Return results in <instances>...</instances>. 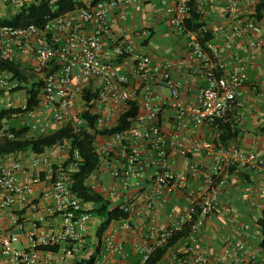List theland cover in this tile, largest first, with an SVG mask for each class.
<instances>
[{
	"label": "built area",
	"instance_id": "built-area-1",
	"mask_svg": "<svg viewBox=\"0 0 264 264\" xmlns=\"http://www.w3.org/2000/svg\"><path fill=\"white\" fill-rule=\"evenodd\" d=\"M59 1L0 0V19L14 17L32 4L46 3L56 9ZM78 1L85 6L48 16L42 28L0 25V108L21 110L12 117L18 120L24 115L28 119L21 122L30 126L26 136L37 138L65 125L75 132L85 126L89 133L96 134L94 146L101 162L87 185L128 213L126 220H113L101 237L107 255L119 256L118 264L130 263L131 254L121 236L132 231L133 223L144 213L148 214L146 230L141 241L133 243L140 257L137 264H146L158 248L175 238L163 264H242V253L248 250L245 243L226 239L220 257L212 256L202 239L228 180L250 170L264 173V153L216 144L218 120L243 108L250 93L264 99V91L251 84L249 77L255 59L251 55L237 57L229 66L217 44L200 43L199 36L209 31L207 26L197 32L185 28L192 17V0H174L170 26L185 33L188 49L200 60V72L206 81L196 102L187 103L183 83L173 77L170 62H153L133 45L114 38L111 12L138 0ZM201 1L199 4L196 0V7L204 14L207 0ZM259 6L263 15L260 21L256 19ZM118 17L124 19L121 13ZM222 23L230 25L229 32L224 33L226 49L232 50L236 41H243L250 54L264 46V0H224ZM106 41L112 44L114 58L134 60L128 73L102 58ZM3 64L18 65L24 73L36 76L34 83L42 82L38 105L32 110L27 111L25 89L13 93L26 83ZM136 77L168 95L159 99L132 86L131 79ZM86 94L91 96L90 108L84 99ZM76 100L81 105L77 112L73 110ZM131 103H136L139 111L130 127L111 133ZM84 111L96 116L94 127L81 118ZM167 111L172 113L169 128L162 120ZM38 116L43 119L38 121ZM205 125L218 136L204 138L200 131ZM4 136L14 138L10 132ZM29 152V157L26 153L0 157V255L5 264H68V259L81 254L80 246L86 241L93 218L90 211L94 204L83 202L73 192L72 174L83 162L80 149L72 151L70 141L63 140L42 154ZM175 154L186 160L184 169H175ZM198 154L211 158L209 169L202 170L194 159ZM105 174L111 178L109 184L103 181ZM251 203L261 215L264 204ZM159 208L166 211V227L152 215ZM27 211L35 212V217L27 220ZM54 219L58 225L50 228ZM235 234L243 238L244 227H236ZM23 241L24 247H14ZM47 246L64 248L60 253L40 250ZM93 264L103 262L96 258Z\"/></svg>",
	"mask_w": 264,
	"mask_h": 264
},
{
	"label": "crops",
	"instance_id": "crops-1",
	"mask_svg": "<svg viewBox=\"0 0 264 264\" xmlns=\"http://www.w3.org/2000/svg\"><path fill=\"white\" fill-rule=\"evenodd\" d=\"M174 0H138L137 3L128 8L114 10L110 14L112 31L116 40L123 41L135 47L136 51L143 56H148L153 62L168 61L172 65L171 73L176 80L183 83V98L187 103H195L201 88L206 86V81L202 76L200 60L194 57L187 46L185 33L175 30L170 26V8ZM200 4L202 1L197 0ZM224 0H207L204 2V20L209 31L214 35L215 41L225 56V61L232 66L237 57L255 59L254 69L249 70L251 84L258 86L264 91V46L255 49L251 54L243 41H236L232 50L225 48L224 33L229 32L230 25L222 23ZM123 14L124 19H119L118 15ZM264 25V24H263ZM104 60L113 61L122 72L128 73L134 65L132 58L116 59L113 57L112 44L106 41L101 53ZM131 84L142 91H149L159 99L168 95L167 91H162L158 86L146 84L140 77L131 79ZM80 100H76L73 110H80ZM172 113L167 111L163 117V125L169 128L172 125ZM250 118V119H249ZM38 121L42 116H38ZM225 122L240 129L239 137L232 141L230 147H237L245 151H256L264 153V99L254 93L248 94L245 106L229 113ZM201 135L204 138H214L218 133L209 125L201 128ZM184 144L187 143V135ZM30 152H26L25 157H29ZM176 160L175 169H184L186 160L181 156L174 155ZM194 159L205 171L211 166V158L206 154L194 155ZM103 181L110 183L111 178L105 174ZM93 186V181H91ZM176 200H180V195H176ZM109 201V200H108ZM252 201L264 204V173L250 170L243 177L232 176L220 196V204L215 215L206 223L202 244L212 256H221V245L230 238V242H243L248 250L242 253V264H264V257L260 249L262 240L261 229L257 224L260 218V211L252 206ZM110 202V201H109ZM111 203V202H110ZM113 204V203H111ZM114 205V204H113ZM91 207V206H90ZM35 212L27 211L26 219H33ZM8 216V211L4 212ZM148 214L144 213L133 223V229L129 233H123L121 239L125 243L126 249L130 252L129 264H137L140 257L133 249L134 242H140L148 222ZM152 215L157 219L161 227H166V211L164 208L155 210ZM94 216L89 222V231L86 241L80 246L81 254L67 260L68 264H84L83 260H88L92 255L100 258L103 264H118L119 256L115 253L107 255L102 238L97 237L98 227L95 225ZM58 225V220H50V228ZM244 227L245 236L238 238L235 228ZM21 245L24 247L25 242ZM64 246L60 247L59 253ZM58 254L52 255L54 258ZM94 259V261H95ZM166 261L164 257L160 264ZM0 264H5L0 255Z\"/></svg>",
	"mask_w": 264,
	"mask_h": 264
},
{
	"label": "trees",
	"instance_id": "trees-1",
	"mask_svg": "<svg viewBox=\"0 0 264 264\" xmlns=\"http://www.w3.org/2000/svg\"><path fill=\"white\" fill-rule=\"evenodd\" d=\"M192 5V17L185 23V28L193 32H197L202 27L206 26L207 23L204 20V14H201L197 10L196 0H192ZM84 6L85 4L78 0H61L55 6L56 9H54V6L52 7L46 3L32 4L24 7L22 11L14 17L12 16L11 18L0 19V25L13 27H27L33 25L37 28H42L47 22L48 16L54 17ZM262 17L261 7L259 6L256 19L260 21ZM199 41L202 45H204L206 42H214L215 37L210 31H208L199 36ZM3 66L14 72L17 79L26 83L25 86L17 88L13 91V93L25 89L27 95V111L32 110L38 105V95L42 82L32 83L29 85L27 84L28 80L24 71L21 70L18 65L3 64ZM84 99L87 102L88 108H90L91 96L86 94ZM138 111V105L136 103H131L130 107L121 114L118 124L113 127L110 132L116 133L127 130L131 125V119L137 115ZM20 112L21 110L18 108L10 110L0 108V157L11 154L26 153L29 151L39 155L44 153L47 148L53 147L63 140H68L70 141L72 151L75 148L80 149V156L83 159L79 170L72 174V178L74 180L73 192L76 193L83 202L94 204V208L90 211L94 217L106 219V221L101 223L98 227L97 237L99 240L113 220H126L128 218V213L124 212L120 206L111 204L107 199H104L98 192L94 191L87 185V180L91 175L96 173L101 162V155L96 152L94 146L96 134L89 133L85 126L80 127V129L75 132L71 126L65 125L60 128L53 129L48 134L41 135L37 138L26 136L30 130V126L26 123H19L17 119L12 117L13 114H18ZM81 118L91 127H94L97 119L96 116L90 115L88 111L82 112ZM217 123L219 126V137L216 140V144L223 147H230L232 141L239 137V127L232 126L230 123L225 122V120H218ZM8 132L14 135L13 139H8L4 136ZM261 132H264V127L261 128ZM70 159H72V157ZM244 175H241L240 177H243ZM257 224L261 229L262 240L259 246L264 257V210H262L261 216L257 220ZM175 240L176 238L168 244L158 248L146 264H159L166 251ZM40 250L45 252H58L60 247L47 246L41 247ZM94 259L95 256L92 255L90 259L83 260L82 263L93 264Z\"/></svg>",
	"mask_w": 264,
	"mask_h": 264
},
{
	"label": "rangeland",
	"instance_id": "rangeland-1",
	"mask_svg": "<svg viewBox=\"0 0 264 264\" xmlns=\"http://www.w3.org/2000/svg\"><path fill=\"white\" fill-rule=\"evenodd\" d=\"M24 74H25V76H26V78L28 80L27 84H29V85L34 83L37 80L36 76L34 74H32L31 72H29V71H25ZM0 100H1V98H0ZM18 121H19V123H21L22 121H26L27 122L28 119L24 115H22L21 118H18ZM104 179H106V176H104L103 180ZM104 221H106L105 218L100 219L98 217H94V222L93 223L95 225H101V223H103ZM14 247L22 248V245L19 244V243L18 244L16 243V244H14Z\"/></svg>",
	"mask_w": 264,
	"mask_h": 264
}]
</instances>
